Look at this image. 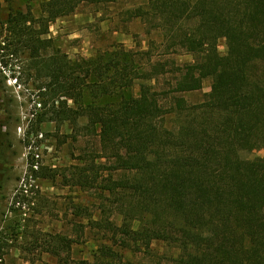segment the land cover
<instances>
[{"label": "trees", "instance_id": "1", "mask_svg": "<svg viewBox=\"0 0 264 264\" xmlns=\"http://www.w3.org/2000/svg\"><path fill=\"white\" fill-rule=\"evenodd\" d=\"M121 1L28 0L24 12L9 0L3 21L0 0V47L11 42L12 54L24 58L23 71L40 94L39 123L71 125L74 141L97 138L96 158L84 151L71 168L74 185L109 192L123 217L121 225L92 221L113 242L100 246L92 262H71L74 241L61 235L52 236L56 245L45 253L56 264H132L117 248L153 257L152 243L163 241L180 255L159 264H264V158L245 161L239 154L245 147L264 149V0H146L132 16L151 25L148 33L160 31L166 49L194 57L178 69L172 105H163L150 84L114 104H85L88 88L113 94L165 72L160 61L141 72L119 59L72 60L44 38L82 4ZM34 2H40V17ZM222 39L225 56L218 49ZM141 55L152 56L150 50ZM207 79L212 86L204 102L192 105L179 97L202 90ZM168 115L174 116L172 128L165 124Z\"/></svg>", "mask_w": 264, "mask_h": 264}, {"label": "rangeland", "instance_id": "2", "mask_svg": "<svg viewBox=\"0 0 264 264\" xmlns=\"http://www.w3.org/2000/svg\"><path fill=\"white\" fill-rule=\"evenodd\" d=\"M27 2L15 0L14 6L25 12ZM146 2L126 0L105 6L82 4L74 15L52 24L44 36L52 39L55 46L72 60L102 59L115 63L119 59L121 64L139 67L141 72H150L152 64L158 61L165 66L164 74L157 76L154 82L138 80L133 88L125 91L104 94L88 88L85 104H114L121 97L139 94L140 85L150 84L160 94L163 105L167 108L172 105L174 96L170 91L176 83L178 69L193 63L194 57L166 49L161 44L160 31L152 29L148 33L151 25L132 16L131 11L145 7ZM32 5L35 16L40 17V2ZM3 7L4 21L9 13V0H3ZM1 28L0 25V34ZM151 42H155L152 47ZM5 48L0 47V264H56V258L45 253L50 243L56 245L55 241L51 242L52 236L56 235L74 241L71 262H92L100 246L113 244L108 238L111 234L93 227L92 221L102 218L120 225L123 221L110 204L109 192L83 189L72 181L71 168L79 165L84 151L91 152L96 158L97 138L80 137L79 141H74L70 137L73 134L71 125L58 127L56 123H39L40 94L23 71L26 62L12 54L11 42L10 47ZM218 49L225 56L228 43L220 40ZM148 50L151 51L150 58L141 55ZM125 55L129 57L123 60ZM211 86L212 79H207L202 90L179 97L192 105L202 103L211 92ZM69 105L73 106L72 102ZM173 122L174 116L168 115L166 126L172 128ZM79 124L85 127L87 120L81 119ZM239 154L242 160L253 161L264 158V149L245 147ZM96 161L101 164L100 160ZM102 163L104 165L107 160L103 159ZM114 177L117 179L119 174ZM132 226L138 230L140 224L137 221ZM117 249L132 264H159L160 258L174 259L180 255L177 248L163 241L152 243L153 257L146 255L144 250Z\"/></svg>", "mask_w": 264, "mask_h": 264}]
</instances>
